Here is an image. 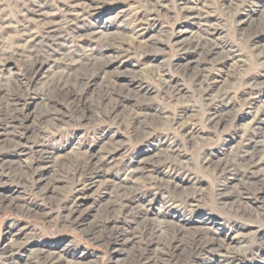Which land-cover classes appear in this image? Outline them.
Segmentation results:
<instances>
[{
  "label": "rangeland",
  "instance_id": "rangeland-1",
  "mask_svg": "<svg viewBox=\"0 0 264 264\" xmlns=\"http://www.w3.org/2000/svg\"><path fill=\"white\" fill-rule=\"evenodd\" d=\"M64 1L69 0L48 1L43 12L55 16H47L49 20H65ZM156 1L161 9L155 17L144 12L143 0L82 1V11L91 16L81 22L80 33L101 32L121 48L117 54L112 49L101 52L83 42L98 57L96 66L102 67L86 89V119L79 122L64 115L60 122L37 123L41 115L50 120L57 109L69 110L63 97L44 94L41 82L59 70V64L49 61L42 78L32 81L31 77V84L19 91L20 104L29 116L25 136L4 130L6 123L0 122V264L35 263L42 246L57 252L60 264L74 260L75 264H221L212 252L186 261L182 252L167 263L161 258V246H153L145 255L137 241L121 245L115 238L127 229L132 236L145 219L178 223L188 236L199 232L206 238H225L223 249L230 248L235 256L231 264H264V192L259 184L241 179L242 172L222 174V167L209 163L230 162L235 149L250 138L264 142V0ZM44 2L0 0L4 49L24 44L17 34L20 26L36 24L28 23L24 14ZM182 3L201 9L197 24L203 27L179 11ZM140 14L141 27H133ZM77 18L78 22L82 17ZM67 26L61 39L74 45ZM178 31L183 32L181 41L189 39L191 32L199 38L190 48L185 42V49L164 42L162 33ZM156 41L160 42L155 45ZM86 53L79 52L81 62ZM19 67L14 59L2 75L13 82L12 94L17 87L14 81L24 80ZM103 93L106 107L97 112L93 108ZM45 97L52 109H47ZM108 111L113 113L107 115ZM216 111L224 117L222 124H209L207 119ZM16 140L33 148L43 143L49 155L41 159L35 149L18 152ZM83 153L101 160L102 169L85 171ZM254 172L264 176V164ZM73 173L71 182L67 174ZM112 184L132 189L123 195L113 191ZM173 185L180 186L174 194ZM180 193L195 197L194 206ZM220 194L239 195L242 212L229 211V205H224L227 197ZM68 215L77 221L71 227L62 221ZM102 225L106 230L94 237L85 233Z\"/></svg>",
  "mask_w": 264,
  "mask_h": 264
},
{
  "label": "bare ground",
  "instance_id": "bare-ground-1",
  "mask_svg": "<svg viewBox=\"0 0 264 264\" xmlns=\"http://www.w3.org/2000/svg\"><path fill=\"white\" fill-rule=\"evenodd\" d=\"M43 1L45 2L39 3V5H37L36 7H32L31 9L26 11V14H24L28 23H32V24L36 23L34 27H31V28H28L27 24L20 26V29L17 32V34L19 37L24 38V44H21V45L11 44V47L9 48L10 50H6L0 45V79H2L0 81V117L3 116L2 121L0 122L6 123L4 126V130L6 129L17 130L18 133H20L19 135L21 136H25V133L27 132L26 129L24 128V122L28 114L25 112V109L22 106V103L20 104V102L22 101L21 100L22 97L19 95V91L22 89V86L24 84L26 83L31 84V82L35 79V77H36V80L38 78V81H39V79L42 78L41 71L42 69H45L49 61L50 63H53V64H59V67H58L59 70L57 71L56 74L54 73L55 75L53 74L54 75L53 77L51 78L47 77L48 79H43V81L41 82L43 86L42 88L44 89V94L47 96L51 94L52 97L54 96L63 97L62 103H66L69 110L65 112L62 109H61L62 111L60 109H57V111H55L53 115L54 119H50V120H48L45 116L41 115L37 117V123L52 124L53 122L62 121L63 118L65 117L72 118V119L76 118L79 122H81L84 119H86L85 114H84V109H85L84 107L86 105L85 104L86 103L85 93H86V89L88 88L89 81L90 79H92V77L97 75V73L101 71L102 69V67L96 66L97 65L96 63L98 62L97 60L99 59L95 54L93 55L91 53L92 47L88 50L87 48L83 47V42L87 41L88 43H92V46L96 45L97 49L101 52L103 50L112 49L114 50L115 54H117V52H120V49H121L120 45L115 47L116 42H110L107 36L106 35L103 36L101 32L93 31L89 34L87 33L88 35H82L80 33V30L82 28L81 22L85 21L86 19L85 17L91 16L88 11L87 12L82 11V10H85L81 8L82 6H85L84 3L82 2L83 0H69L66 2L64 1L66 6H62V8L64 7L65 8L63 9L64 11H61V13L64 12L65 20L60 19V21L58 22H56V20L54 21H52L51 19L49 20V18H47V16L53 17L54 15L53 16L49 15V13L46 14L47 11L46 13L43 12L47 9L48 4H49L48 1L50 0H43ZM143 1L144 2H143L142 7L144 8V12H147L148 14H150L151 17L152 16L155 17L157 12L159 13L158 2L156 0H143ZM87 6L89 7V5ZM88 9L90 10L91 7H89ZM178 9L180 12L183 13V15L188 17L191 20V22H194L196 26L203 27V25H200V23L197 24V22H200L201 9L197 10L193 8H187L185 4L183 3L180 4ZM82 12H85L84 16L81 15ZM77 16L79 18L82 17L81 20L79 19L78 22L76 20L78 19ZM138 17L139 19L138 21L133 23L132 25L133 27H141L142 22H143L142 21L143 15L140 14ZM149 20L151 21L153 20V18H150ZM65 21L68 22L66 24L68 25L67 27H71L70 22H74L72 23V27L70 28V34L73 35V39L75 41L74 45H72L71 43L67 44L63 42V39H61L62 31H64L65 26H66L64 25ZM32 28H34V30H32ZM181 34H183L182 31L174 32L173 34L170 33L169 35L167 33H162V37L166 39L164 41L166 42V44L172 43V45H177L181 49L192 47L191 43L199 38L197 35L191 32L189 39H187L186 41H181L180 40ZM137 36H140V35L138 34ZM159 42L160 41H156L155 45ZM185 42L189 43L187 47L185 46ZM195 45L196 47L198 46L197 44ZM147 47L149 48V46ZM142 48L144 49L145 47L143 46L139 47L137 50L141 51ZM80 51H88V53L85 54L86 60L84 62L80 61L81 60V57L79 56ZM72 52H74V55L72 54ZM116 58L119 60L120 57L118 56ZM14 59L20 65L19 68H20V71L22 72V77L24 78V80L17 79L14 81L17 87L15 89L16 93L12 94L13 91L10 89V87L12 85L11 83L13 82H9V80L2 78V75L6 71L7 67H9L10 63L13 62ZM47 67H50V66H47ZM31 77H34L32 81L30 79ZM103 95L104 93L98 97L97 99L98 102H96L97 104L95 108H93V109H97V112H100V111L104 112L103 108L106 107L102 101V99H104ZM46 98L47 97L43 98V100L46 103L45 105L47 109H50V108L52 109V106L47 105L48 103L46 101H49V99H46ZM54 108H57V106H54ZM107 113H109L107 115H110L113 112L108 111ZM223 120H224V117L220 115L218 111H216L209 117V119H207V122H209V124L220 125L222 124ZM262 135H263V140H264V129H262ZM0 143H1V139H0ZM44 145L45 144L43 143L42 145L37 144V146L33 148L32 146L28 147L27 145L23 144L22 141H17L15 147L18 149V152H24L26 150L31 152L32 150L35 149V152L38 153L39 158L46 159L49 153L48 151H46V148ZM263 153H264V142L263 141L258 142L250 138V140H248V142L245 145H242V146L240 145L237 149H235V155L233 156L234 158L230 162H227L228 160L224 161V159L223 160L221 159L219 161H215L213 163L209 162V163L210 165L212 164L216 165V167L218 168L222 167V170H221L223 172L222 174H226V175L236 174L237 175V174H240L239 172H242V174L240 175L241 179H245L248 182H252L256 186H258L259 184L260 191L264 192V176H261V177H258V175L255 176L256 171L254 172V168L258 164H264V157H262L263 155L259 156V154H263ZM110 154L111 153L108 154L109 155L108 161L113 160V157ZM82 155L86 158V162H87L86 166L84 167L86 169L85 171L90 170L91 172H94V171L98 172L102 169L103 163H101L102 162L101 160L98 161L91 154L88 155L86 153H83ZM104 159L106 160V158ZM67 175L70 181L74 182L75 174L73 173L72 175L71 174H67ZM112 189L113 191H116L118 193L121 192L124 195L128 190H131L132 188L119 185V184H112ZM170 190L172 191V193L179 191L180 186L173 185L172 187H170ZM239 195H241V192ZM239 195H236V196L228 195L227 196V195L220 194L222 198L227 197V199H225L224 205L225 206L229 205V211H233L235 215H238V213L242 212V209L240 208L241 198L239 197ZM179 196H181V198L183 197L185 202L189 203L190 207L194 206L195 199H196L195 197L189 198L185 193H180ZM9 203L13 205V202L11 199ZM63 218L64 219L62 221H64L65 224L70 227L73 226L75 223H77V221L73 220L70 215L63 217ZM101 230L102 231L106 230L105 225L98 226V228L96 227L90 228L87 231H85V233L89 237H94L96 236V233ZM136 230L137 231L133 233L132 236H129L131 232L128 231V229L122 230L121 232L115 235V238L121 242L120 243L121 245L125 244L126 242H131L132 240L137 241V244L139 246L138 248L139 251L145 255L152 251L153 246L155 247L161 246L162 247L161 248V258H163L167 263H170L171 261L180 257V254L182 252L185 254V257H184L185 261L191 257H197V255H201V254L206 256L210 254L211 252L218 254V256L221 259L220 261L221 264H231L232 262L231 260L235 257L233 256L234 252L231 251L230 248L223 249L224 244L226 242L225 238H218V237L206 238V236H204L203 233H199V232H194L188 236L184 234L185 229L183 226H179L178 223L176 224L171 223L168 220L149 221L145 219L142 223H140L137 226ZM261 245L262 247H264V240H262ZM36 253H37V256H35L36 257L35 263H29V264H60L59 263L60 259L58 260L59 257H57L58 255L57 252L51 251V249L47 246H42L41 249H39ZM75 263L76 262L74 260V261L67 262L66 264H75Z\"/></svg>",
  "mask_w": 264,
  "mask_h": 264
}]
</instances>
